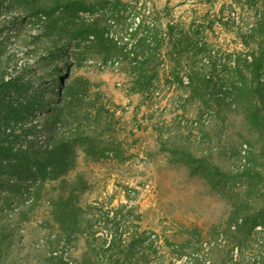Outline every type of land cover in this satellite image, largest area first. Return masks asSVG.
<instances>
[{
	"label": "rangeland",
	"instance_id": "obj_1",
	"mask_svg": "<svg viewBox=\"0 0 264 264\" xmlns=\"http://www.w3.org/2000/svg\"><path fill=\"white\" fill-rule=\"evenodd\" d=\"M138 1L161 11L165 24L189 25L229 0ZM22 8L21 0L0 3V264H145L156 256L169 264L200 241L220 244L207 255L213 263L234 252L238 263L264 264V224L247 235L264 188L239 176L246 162L234 156L237 144L256 138L245 149L259 157L250 167L264 187V146L242 128L238 110L222 109L227 124L213 116L202 126L199 100L169 86L155 97L134 93L127 60L57 46L56 23ZM220 29L207 34L213 45L235 38ZM77 97L83 103L71 101ZM100 107L108 113L98 118ZM82 132L98 137L101 154L73 139ZM176 147L218 171L179 160ZM149 236L154 246L145 249Z\"/></svg>",
	"mask_w": 264,
	"mask_h": 264
},
{
	"label": "trees",
	"instance_id": "obj_2",
	"mask_svg": "<svg viewBox=\"0 0 264 264\" xmlns=\"http://www.w3.org/2000/svg\"><path fill=\"white\" fill-rule=\"evenodd\" d=\"M21 1L22 9L27 15L44 16L47 22L56 23L53 38L57 40V46L65 48L75 44L78 52L90 49L101 54L104 59L117 57L127 60L131 65L134 93H149L155 97L156 94H161L164 87H174L175 91L186 94L185 99H190V102L199 100L202 103L204 110L198 118L202 126L205 121L209 125L213 116L221 124H227L228 119L223 110L237 109L243 119L240 123L242 128H245L247 134H257L256 143L260 142L264 146V0H229L219 7L214 16L207 15L189 25L181 22L165 24L162 22L161 11L153 10L151 13L146 10V3L138 0ZM2 2L4 0H0ZM56 13L61 14L62 18L54 16ZM80 13L89 14L91 18H84ZM216 27L233 35L235 38L229 40L230 43L235 45L238 40L241 47H231L228 41L221 43L220 39L214 45L209 42L207 34L216 33ZM205 47L209 48V52L205 51ZM201 55L202 58L199 57ZM188 58L194 61L184 74V64L188 63ZM205 58L207 59L204 60ZM69 87V92L73 95V86ZM71 101L81 104L84 99L77 97ZM101 113L108 111L100 107L98 118ZM97 138L82 132L73 139L86 140L89 145L88 154L96 156L102 153L98 148ZM254 139L256 138L237 144L241 149L235 150L234 156L239 157V163L246 162V169L239 176L251 182L257 189L256 192H260L264 188L262 173L250 167L251 163L256 165L259 157L252 150L245 149L253 147ZM174 151L180 155L179 160L183 156L208 172L218 171L205 159L197 158L185 149L176 147ZM242 151L248 153V157L242 155ZM71 211L73 213L75 210L71 208ZM73 214L75 218L78 217L76 212ZM107 214L118 230L120 226L116 222L115 211L110 210ZM254 216L256 217L253 218L251 227H248L247 235L256 225L264 224V208ZM241 227L238 226L236 232ZM152 238L149 236L143 239L141 246L152 249ZM219 241L222 243L224 240ZM116 242V238L112 239L108 247L110 251L115 249ZM214 244L212 241H200L188 257L179 256L169 264H211L213 262L207 255L220 245ZM130 250H135V247ZM233 257L234 252L230 261L224 262L223 259L213 264H241ZM80 264H87V261ZM108 264L119 263L112 261ZM145 264L168 263L161 256H156Z\"/></svg>",
	"mask_w": 264,
	"mask_h": 264
}]
</instances>
